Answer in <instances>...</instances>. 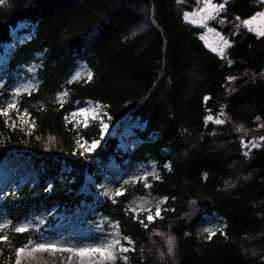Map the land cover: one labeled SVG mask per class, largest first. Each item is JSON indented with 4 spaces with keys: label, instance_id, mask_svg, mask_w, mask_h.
Returning a JSON list of instances; mask_svg holds the SVG:
<instances>
[{
    "label": "trees",
    "instance_id": "1",
    "mask_svg": "<svg viewBox=\"0 0 264 264\" xmlns=\"http://www.w3.org/2000/svg\"><path fill=\"white\" fill-rule=\"evenodd\" d=\"M214 1L224 5L209 22L227 40L223 53L185 19L198 0H0V45L17 21L32 28L8 62L0 105L13 100L21 66L35 67L36 78L34 90L15 96L33 129L11 127L0 115V163L28 157L37 178L0 198L9 237L0 242L2 264H14L16 248L34 237L32 228L15 227L91 203L87 178L100 183L112 159L119 167L152 163L156 171L124 180L122 195L95 202L133 241L130 264H264V34L245 25L264 1ZM80 63L91 80L72 79ZM84 100L99 102L111 126L125 117L144 123L130 153L110 133L90 153L76 148L78 135L99 140L95 123L75 128L65 119ZM140 196L163 200L147 228L130 210ZM211 215L224 226L209 238L203 223Z\"/></svg>",
    "mask_w": 264,
    "mask_h": 264
},
{
    "label": "rangeland",
    "instance_id": "2",
    "mask_svg": "<svg viewBox=\"0 0 264 264\" xmlns=\"http://www.w3.org/2000/svg\"><path fill=\"white\" fill-rule=\"evenodd\" d=\"M264 1V0H263ZM212 5L217 7H209L207 0H198V6L190 12L185 13V19L193 24L201 25L203 30L200 38L203 43L218 53H223L227 47V40L217 32L211 25L210 20L214 19L219 13L218 4L211 0ZM254 33L261 34L264 32V9L258 13L253 19L245 23ZM28 22H20L17 27L12 29V34L15 35L16 41H22L28 38V34L20 32V29L27 28ZM9 45H4L0 50V82L3 80L6 72L2 71L9 56ZM17 78L14 85L15 88L30 91L36 86L35 68L26 67ZM90 71L86 68L84 63H80L73 73V80L80 77H88ZM13 90V91H14ZM65 96V92L61 93ZM99 106V115L92 111L93 108ZM81 109H89L86 113H81ZM23 112V111H21ZM76 113V115H72ZM96 118H93V117ZM5 117L7 123L11 127H17L25 132L33 129V122L28 115L24 116L23 120L17 117L16 110L9 111V115ZM101 120L103 123L109 125L108 130H102ZM15 122V123H14ZM67 122L71 123L75 128H85L90 124L95 123L99 130V139H103L105 135L112 133L116 135L119 147L122 152H130L133 147L139 142L136 130H141L143 125L137 121L130 120L129 117L123 119L120 123L114 126L110 125L104 107L91 100H84L75 104L74 110L68 114ZM103 137V138H101ZM93 141L97 139L86 140L80 135L75 138L76 148L82 152L90 153L87 149L90 148ZM35 167L30 161H21L20 157L9 158L0 163V196L18 190L23 184L28 181H35ZM103 179L96 184L91 176H88L87 182L92 186L93 201L89 204H83L78 209L72 212L53 211L51 215L46 214L42 216L33 215L25 220L21 226L32 228L35 234L31 241L41 243H53L57 245V250H32L30 246L21 254V264H130L128 259L125 262L123 256L127 253H120L118 259L114 262L108 261L101 253L88 252L82 256L77 255L75 251H63L59 249L64 248H83L92 247L105 244L113 239L112 233H119L118 227L115 223L108 222L107 217L101 215L95 210L94 202L105 197L113 198L115 191L120 189V184L125 179H144L147 175H155L153 165H140L129 167L125 162L123 167H119L113 159L106 165L105 169L101 171ZM84 191L88 188L84 187ZM163 200L153 201L147 197H138L130 204V210L134 214L148 213L151 208L152 213H155L156 204ZM143 209V210H142ZM146 215V216H147ZM204 227L209 230H217L224 225L218 222L215 215L205 216L203 223ZM120 234V233H119ZM116 238L121 239V243L125 247H129L127 241H124L119 235ZM119 246H117L118 248ZM1 258V257H0ZM16 260V257H15ZM14 260V264H15ZM1 262V260H0ZM2 264V262L0 263Z\"/></svg>",
    "mask_w": 264,
    "mask_h": 264
},
{
    "label": "snow or ice",
    "instance_id": "3",
    "mask_svg": "<svg viewBox=\"0 0 264 264\" xmlns=\"http://www.w3.org/2000/svg\"><path fill=\"white\" fill-rule=\"evenodd\" d=\"M207 4L209 7L213 8V10L217 7L216 5H212L211 0H207ZM218 7L223 10L224 5L223 4H219ZM245 23H248V21H245ZM264 34V33H262ZM87 79L91 80L92 76L91 74L88 75ZM234 79V78H231ZM21 89L17 88L13 94L14 98L11 102H9L6 106L0 105V115L3 116H8L9 115V111L11 110H16L17 112V117L21 120H23L24 116L28 115L27 111L24 110L23 112H21L18 108H17V104H16V100H15V96L18 95L20 93ZM207 99V98H205ZM58 101H62V97H57ZM62 106V104H61ZM89 109H81L80 112L86 113L88 112ZM92 111L94 113H96L97 115H99V106H97V108H93ZM223 114V113H222ZM72 115H76V113H73ZM93 118H96L95 116ZM65 119L67 120V117H65ZM209 119H211V117H209ZM217 124H221L224 121L221 119H216L215 121ZM15 123V122H14ZM34 123V122H33ZM101 126H102V130L103 131H107L109 128V125L106 123H103V121L101 120ZM103 138V137H101ZM264 139V138H262ZM99 144V141H93L90 148L87 149L88 151L94 150ZM83 154V153H81ZM158 178V177H157ZM123 194V189H118L115 191L114 195L115 196H120ZM143 210V209H142ZM161 207L159 206V203L156 204L155 207V213L154 215L152 214L151 208L148 209V215L145 217L144 220L139 219L138 215H134L133 218L139 220V222L145 227H148V224L152 223L154 221L155 218H159L161 216ZM145 220L148 223H145ZM3 227L4 226H0V242H7L9 237L6 234H2L3 232ZM118 227V225H117ZM14 231L17 233H21V232H25L27 231V228L25 226H19V227H15ZM206 232H209V238H211L212 236L216 235V231L215 230H209V229H205ZM113 236V239L105 244L99 245V246H92V247H83V248H64V249H59V250H63V251H75L77 253V255L82 256L85 253L88 252H93V253H101L102 255H104L106 257V259L108 261L114 262L116 259L120 258L119 254L120 253H127L129 251H134V248H129V247H125L123 246V244L121 243V239L120 238H116L118 237L120 234L119 233H112L111 234ZM122 239L124 241H127V243L129 245L133 244V241L127 237V236H123ZM168 243H169V254H172L173 251V245L175 243L174 238L169 236L168 237ZM32 247V250H49V249H53V250H57V245L53 244V243H41V242H33V241H29L28 244H25L21 247L16 248L15 250V264H21V254L25 252L26 249H28L29 247ZM117 246H119L117 248ZM123 260L126 262L128 257L125 255L122 257Z\"/></svg>",
    "mask_w": 264,
    "mask_h": 264
}]
</instances>
